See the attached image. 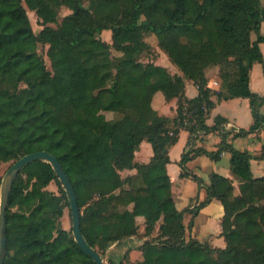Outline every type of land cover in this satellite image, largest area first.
Listing matches in <instances>:
<instances>
[{"label":"trees","instance_id":"obj_1","mask_svg":"<svg viewBox=\"0 0 264 264\" xmlns=\"http://www.w3.org/2000/svg\"><path fill=\"white\" fill-rule=\"evenodd\" d=\"M62 6L70 13L59 21ZM27 9L36 14L38 32ZM263 20L261 0H0V164L40 150L54 155L73 186L82 234L97 252L102 244L105 249L123 238L144 237L141 261L129 262L124 255L109 264H264V175L254 177V156L233 145L264 128V98L249 87L252 65L263 62ZM104 30L111 32V42L100 37ZM146 34L155 36L181 75L139 59L150 45ZM39 45L47 46L50 69ZM112 49L120 55L113 57ZM214 66L217 90L206 75ZM184 79L196 86L195 97H186ZM157 91L166 100L177 99L173 118L151 106ZM213 96L248 98L252 124L226 128L227 118L217 115L208 125ZM106 111L119 115L107 118ZM181 128L190 139L179 160L180 175L206 192L183 210L175 205L166 171L168 149ZM209 133L219 135L215 150L194 145L199 134ZM143 140L153 151L146 163L134 161ZM224 152L240 184L237 194L231 178L211 172L204 184L186 167L199 155L217 161ZM263 156L264 144L256 158ZM132 168L134 175H120ZM52 181L59 201L47 189ZM213 199L223 207L222 248L190 235L194 217ZM66 207L71 217L51 165L43 160L25 165L8 198L3 264H96L71 227L61 225ZM137 216L143 217L142 233Z\"/></svg>","mask_w":264,"mask_h":264},{"label":"crops","instance_id":"obj_2","mask_svg":"<svg viewBox=\"0 0 264 264\" xmlns=\"http://www.w3.org/2000/svg\"><path fill=\"white\" fill-rule=\"evenodd\" d=\"M262 26L264 27L263 21L261 22L260 29ZM259 46L263 54V62H256L252 65L249 72V87L253 92H256L264 98V42L260 43ZM156 52L158 55L155 58V64L165 67L172 74L181 75V72L169 60L165 52L158 47ZM206 75L208 77V86L215 90L219 89V79L215 70L213 68L206 70ZM184 93L188 98H193L198 93L196 86L189 79H184ZM176 100V98L166 100L162 92L157 91L152 96L151 106L159 115L173 118L176 111ZM212 100L214 101V106L206 118V123L208 125H212L214 123V117L217 115L227 118L228 122L226 123V128H232L234 130H237L238 128L247 129L252 124L253 118L248 98L234 97L218 100L216 96H213ZM261 112L264 113V104L261 107ZM189 139V132L186 129L181 128L178 133L177 141L168 149L170 162L166 164V171L171 181V189L175 205L179 210L191 208L195 204L196 200H202L206 194L204 187L198 186V184L194 182L195 180H193L190 176L181 177L180 175L182 169L179 165V160ZM219 141L220 138L217 133H209L207 135L199 134L195 139L194 145L202 146L211 151L216 149V145ZM263 144V129L233 140V145L236 148L246 149L252 154V156H254L250 160V168L254 177L264 175V156L262 158H256L259 156ZM152 154L153 151L150 143L143 140L141 141L138 150L135 152L134 161L146 163L150 160ZM227 155L229 157L228 152L222 153L217 161L210 159L206 155H199L189 160L186 163V167L190 174H195L200 177L202 183L204 184L208 183L209 174L211 172H217L231 178L235 187L239 182L230 174L229 165L226 167L223 162V157ZM208 161H212L213 171L203 173L202 168ZM135 173L136 170L134 168L123 169L120 171V175L122 177L134 175ZM236 189L239 191V188L236 187L234 190L235 194L238 193ZM222 215L223 207L221 203L218 200L213 199L206 206L202 207L194 217L190 235L201 242H208L212 247H224V239L220 236V222ZM190 218V213H184L183 221L185 225H187ZM136 221L139 224V233H142L144 229L143 217L137 216ZM143 240L144 237L141 235L140 237L132 236L123 238L112 243L106 249V255H110V259L120 258L121 256L123 259L124 255H126L129 262L142 260V255L138 247Z\"/></svg>","mask_w":264,"mask_h":264},{"label":"water","instance_id":"obj_3","mask_svg":"<svg viewBox=\"0 0 264 264\" xmlns=\"http://www.w3.org/2000/svg\"><path fill=\"white\" fill-rule=\"evenodd\" d=\"M36 160H43L51 165L65 191L70 208L71 230L74 240L77 242L78 246L96 264H106L104 257L86 242V239L82 234L80 227V210L70 179L64 172L57 158L45 150L25 154L15 160L7 168L0 182V264H3L6 257V211L11 187L20 170L25 165Z\"/></svg>","mask_w":264,"mask_h":264},{"label":"rangeland","instance_id":"obj_4","mask_svg":"<svg viewBox=\"0 0 264 264\" xmlns=\"http://www.w3.org/2000/svg\"><path fill=\"white\" fill-rule=\"evenodd\" d=\"M86 4H87V2H86ZM261 8H262V10H264V0H261ZM68 13H70V10L68 8L62 6L60 8V10H59V21H60L62 16L66 15ZM27 14H28V16L30 18L33 30L35 32H38L41 29V26L38 23V19L36 17V14L33 11H30L29 9H27ZM263 22H264V20H263ZM50 25L51 26H55V24H50ZM260 33L264 34V27L263 26L260 29ZM100 37L103 40L107 41V42H111V32L109 30L102 31ZM255 37H256V33L252 32L251 33V38L254 39ZM144 38H145L146 42H148L147 44H150V45H147V48L141 53L139 59L142 62H147V60H150V59L153 60V62H154L156 56L158 55L157 52H156L157 43H156L155 36L153 34H146ZM46 50H47V46H45V45L44 46H42V45L38 46V52L43 55V57L45 59L46 66H47V68L50 69V64H49V61H48L47 56L45 54ZM111 55L113 57H117V56L120 55V52L112 49L111 50ZM213 69L215 70L216 74L219 75L218 74V67L214 66ZM105 115H106L107 118H115V117H118L119 114L111 112V111H106ZM262 129L264 130V128H262ZM237 146L240 147L239 145H237ZM223 162L226 165V167L229 165V157H228V155L223 157ZM10 165H11V162H6V163H1L0 164V182H1L2 178H3V175H4L5 171L7 170V168ZM202 169H203L202 170L203 173H209L210 171H213V163H212V161H208L207 164L205 166H203ZM194 182H196V181H194ZM239 186H240V184L238 183V185H236L234 187V190H235L236 187L239 188ZM47 189L54 193V196H55L56 200L59 201L60 199H62V197H61V195H60V193L58 191V187H57L55 182H53V181L50 182L48 184V186H47ZM236 191L239 192L238 189H236ZM61 225L65 229H70V227H71V217L69 216L68 207H66L64 209L63 216L61 218ZM102 245L100 246V251L101 250L102 251H101V253L100 252L99 253L104 257V260H105L106 264H109L110 260H111V262L113 261L114 263H118L119 261H122V256L120 258L118 257V258L110 259V255H106V249L111 244L109 246H107L105 249H102ZM215 248H217V247H215ZM123 259H124V257H123ZM125 259H126V257H125ZM139 261H141V260H139ZM149 264H165V262H164V260H160V261L151 260L149 262Z\"/></svg>","mask_w":264,"mask_h":264},{"label":"built area","instance_id":"obj_5","mask_svg":"<svg viewBox=\"0 0 264 264\" xmlns=\"http://www.w3.org/2000/svg\"><path fill=\"white\" fill-rule=\"evenodd\" d=\"M187 122V120L186 119H184V123H186ZM225 126H226V124H225Z\"/></svg>","mask_w":264,"mask_h":264}]
</instances>
